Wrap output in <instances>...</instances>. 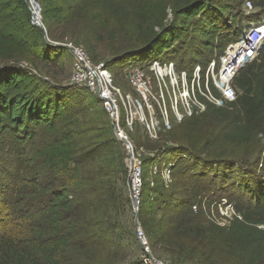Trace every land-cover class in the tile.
<instances>
[{"label":"trees","instance_id":"1","mask_svg":"<svg viewBox=\"0 0 264 264\" xmlns=\"http://www.w3.org/2000/svg\"><path fill=\"white\" fill-rule=\"evenodd\" d=\"M37 1L43 26L54 39L63 36L56 32L60 26L74 20L123 21L135 38L132 52L116 61L136 55L141 60L132 63L159 58L189 73L199 64L202 80L210 60L218 67L220 55L244 25L264 17V0H251V14H244L245 0ZM168 9L173 20L166 23ZM56 48L33 22L27 0H0V163L11 165L7 187L14 193L13 221L0 231V264H144L135 257L134 227L122 223L132 205L126 150L100 100H87L90 92L82 86L85 92L49 84L34 70L58 56ZM232 84L235 101L207 102L203 113L174 123L156 139L139 124L141 136L149 140L148 147L140 145L149 153L140 155L139 222L151 250L169 256L171 264H215L224 256L264 264V181L255 183L246 165L238 167L227 158L234 146L260 148L264 43ZM166 157L173 163L168 187L159 175ZM242 162L247 164V158ZM155 164L158 170L151 175ZM225 189L231 190L225 195L229 199L240 194L234 209L241 219L221 227L200 208L193 211L206 194L220 199L215 190L221 194Z\"/></svg>","mask_w":264,"mask_h":264},{"label":"built area","instance_id":"2","mask_svg":"<svg viewBox=\"0 0 264 264\" xmlns=\"http://www.w3.org/2000/svg\"><path fill=\"white\" fill-rule=\"evenodd\" d=\"M33 10V16L42 23L41 15L34 8L33 0H27ZM244 14L254 12L251 0H245ZM264 43V17L256 22H247L239 38L229 43L220 55L219 65L211 59L202 80V67L197 64L191 72L186 68L178 69L171 60L161 61L152 58L146 62H131L125 70L132 92L123 94L113 83L108 64L93 61L89 53L81 46L71 42L64 45L71 51L72 68L70 80L77 86L86 88L97 97L111 121L113 132L126 150L129 194L136 198L133 209L139 210L140 189L143 184V164L140 152L135 147L130 135L125 131L120 119V103L124 111V121L130 130L136 123L141 124L151 139L159 137L161 132L170 129L185 117L198 115L206 109L207 102L221 106L236 99L233 78L241 67L254 61ZM217 68V69H216ZM151 83L155 86L153 90ZM154 173L157 165L153 166ZM169 171V170H168ZM169 173V172H168ZM215 168L210 171L215 175ZM163 177V176H162ZM201 209L203 214L217 225L225 227L234 218L241 219L234 205L225 198L220 202L206 203V199L193 204V211ZM135 235L141 245V260L144 264H170L155 256L140 222L135 227Z\"/></svg>","mask_w":264,"mask_h":264},{"label":"rangeland","instance_id":"3","mask_svg":"<svg viewBox=\"0 0 264 264\" xmlns=\"http://www.w3.org/2000/svg\"><path fill=\"white\" fill-rule=\"evenodd\" d=\"M34 8L37 9V11L41 15L42 20V8L40 1L33 0ZM170 9V8H169ZM167 10L166 15V23H169L173 20V15L170 10ZM130 19V17L128 16ZM43 24V23H42ZM61 27V28H60ZM56 32L57 34L63 35L61 38H52L50 35H46L45 41L53 46H56L54 54H58V56L53 55L52 58L49 60V63L46 64V66H41L39 69H34L35 72H39L41 76L48 81L50 84H54L56 86H72L75 90H83L82 88H79L77 85L73 84L70 80V74H71V62H72V56L70 53V50H67V47L64 45L65 43L71 42L73 44L79 45L83 47L90 55L93 61H102L105 64H108V68L112 74L113 83H115L120 89L123 94H126V92H132L131 84L128 82L127 76H125V70L126 68L131 64L133 61H139L141 58L139 55H136L135 57H126L125 60L122 62L116 61L117 58H121L125 56L126 54L132 52L129 50L131 40L135 38V36H131L130 32V26L128 24L123 25V21L116 22V20H109V22H106L103 24L102 22H99L97 20L91 19L89 17L82 18L80 20H74L71 23H67V26H60ZM63 30L65 32L63 33ZM53 36V34H51ZM146 56H150V52H146ZM217 69V68H216ZM75 86V87H74ZM151 86L153 90H155V86L151 83ZM85 92V91H84ZM86 99H96L95 96L91 93L86 94ZM120 119L122 121L123 128L126 132L129 133V135L134 139V145L137 150L140 152V155H147L149 153L148 150H144L140 147V145H144V147H148L149 140L145 139L141 136L142 131L140 129V126L138 123L134 125V128L130 130L128 127H126L125 121H124V111L122 104L120 103ZM261 136L260 140V148L257 151L252 150L251 147H231L230 152L232 153L231 160H234L233 162H237L239 166L242 164L246 165L248 173H252V179L255 180V183H261V181H264V135ZM178 143V142H177ZM176 144V143H175ZM141 145V146H142ZM177 145V144H176ZM152 152H155L154 150H151ZM160 155V154H159ZM201 157L204 156L202 155ZM243 158H247V164L242 162ZM168 158L163 159V163L160 169V177L164 180L165 186H169V184L172 183V177H170V168L173 165V163H169ZM245 160V159H244ZM246 161V160H245ZM10 163L7 160H1L0 163V231L5 226H8L13 221V215H9V211H11L12 205H14V201L12 200V196H14V193L11 195L9 194L12 190L8 189V185L11 186V168ZM236 166V165H235ZM237 169V168H236ZM158 170V167H157ZM169 170V171H168ZM3 171V172H2ZM169 172V173H168ZM237 171L232 172V177H235L239 179L240 175L236 174ZM151 175H155L154 171L151 173ZM129 180V179H128ZM232 180V179H231ZM234 180V179H233ZM236 180V179H235ZM235 186L238 184L234 181H232ZM167 186V187H168ZM166 187V189H167ZM228 188V186L226 187ZM230 189H225L224 192L221 194L218 193V191L215 190V193L217 194V197H223V198H216L213 197L210 193L206 194L204 198H202L203 202L206 199V203H213V202H220L222 199H226L228 202H231L234 205V200L237 198L238 194L235 196H231L230 200L227 196L228 193H230ZM124 192L127 194V184L124 188ZM128 192H129V185H128ZM216 194H214L216 196ZM221 195V196H219ZM240 195V194H239ZM128 197V196H127ZM130 197V196H129ZM200 202V203H201ZM132 203V201H131ZM29 206L34 207L36 205V202L32 203L31 201L26 203ZM25 204V205H26ZM197 204V203H195ZM199 205V204H198ZM132 206V209H131ZM129 210V211H128ZM127 210V214H124V221L122 222L124 226L128 224H132L134 227V235H135V222H134V216H133V205L129 202V207ZM137 237V235H136ZM137 246H134L136 252L135 257L137 259H140V250L141 245L137 238ZM155 256L159 257L160 259L166 261L167 263L170 262L169 256L164 255L161 253L157 248L152 251ZM217 257V256H215ZM223 259V262H218L219 257L214 259L215 264H245L244 263H238L233 257L231 256H224L220 257Z\"/></svg>","mask_w":264,"mask_h":264},{"label":"water","instance_id":"4","mask_svg":"<svg viewBox=\"0 0 264 264\" xmlns=\"http://www.w3.org/2000/svg\"><path fill=\"white\" fill-rule=\"evenodd\" d=\"M33 22L38 26V27H40L42 30H43V32H44V38H46V35H47V31H46V28L43 26V24L41 23V22H39L38 20H37V18H35L34 16H33ZM129 182V181H128ZM129 196L131 197V201H132V205H136V198H135V196H133L131 193L129 194ZM133 216H134V222H135V225H137L138 224V221H139V215H138V211L137 210H133Z\"/></svg>","mask_w":264,"mask_h":264}]
</instances>
